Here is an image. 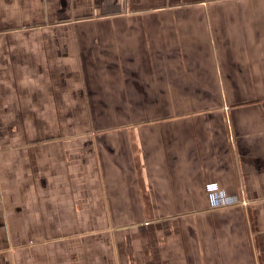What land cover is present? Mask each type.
<instances>
[{"label": "crops", "instance_id": "1", "mask_svg": "<svg viewBox=\"0 0 264 264\" xmlns=\"http://www.w3.org/2000/svg\"><path fill=\"white\" fill-rule=\"evenodd\" d=\"M0 264H264V0H0Z\"/></svg>", "mask_w": 264, "mask_h": 264}, {"label": "built area", "instance_id": "2", "mask_svg": "<svg viewBox=\"0 0 264 264\" xmlns=\"http://www.w3.org/2000/svg\"><path fill=\"white\" fill-rule=\"evenodd\" d=\"M206 188H207V191L209 193V197L212 200L211 201L212 205H216L217 203H216V199H215L216 198L215 192L218 190L219 185L217 183H208Z\"/></svg>", "mask_w": 264, "mask_h": 264}]
</instances>
